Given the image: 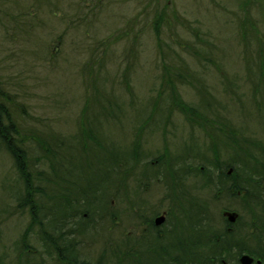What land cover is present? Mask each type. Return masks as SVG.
Segmentation results:
<instances>
[{
    "label": "rangeland",
    "instance_id": "374dc122",
    "mask_svg": "<svg viewBox=\"0 0 264 264\" xmlns=\"http://www.w3.org/2000/svg\"><path fill=\"white\" fill-rule=\"evenodd\" d=\"M100 3H106L101 11ZM161 10L168 12L170 20L174 19L170 27L173 31L161 37L165 40L162 48L154 30L156 12ZM197 27L200 31L195 34L193 29ZM163 55L171 56L172 60L164 62ZM180 57L194 68L190 73L202 75V84L205 83L210 93L224 100L222 105L216 100V108L205 110L213 122L207 127L221 135L222 127L232 126L240 136L264 144V0H0V88L10 97L14 107L9 112L17 125L34 133L35 138L31 137L22 147L31 167L45 156L52 164L51 173L47 166L39 167L44 174L50 173L49 180L53 181L50 185L35 180L36 175L29 169L30 183L35 188L32 196L36 197L38 184L43 190L46 185L51 186L47 187V193L54 199H37L60 221L74 211L67 203L69 193L77 194L80 190L84 193L82 189L89 185L93 204L101 200L102 193L106 200L119 190L118 199L113 200L116 214L109 218L101 210L100 217H105L97 220L92 213L96 225L88 229L84 221L80 234L72 237L81 243L77 251L81 258L90 259L92 264L99 256L103 264H115L117 252L127 249L133 256H139L141 262L128 256L124 264H149L148 258L162 264V258L154 256L158 247L166 245L179 254L193 253V241L197 239L202 240L204 252L211 250L209 237L200 236L199 231L195 234L183 231L181 235L177 228L175 234L158 239L153 231L142 235L147 226L139 228L145 217L154 218L156 214L177 222L174 209L168 215L167 207L174 206L165 198L168 192L165 184L148 185L143 181L146 165L159 154L168 149L169 160L179 159L180 169L183 159L203 165L216 161L215 152L226 162L232 153L235 155L223 136L217 137L219 142L214 145L201 127L190 123L180 107L169 102L170 117L165 119L159 113L165 101L159 102L158 109L154 108L161 95L164 66L182 65ZM114 86L126 109L125 115L92 120V130L98 133L99 142L86 141L85 135L79 133L88 134L90 130L81 117L82 111L89 102L93 105L97 95L106 98ZM169 88L166 87L170 91ZM178 89L185 102L199 105L200 97L191 85H179ZM131 102L134 106L129 107ZM145 113H152L154 121L151 125L144 124L141 134L146 164L137 166L126 186L127 175H118L128 170L126 164L131 159L124 162L117 174L116 168L109 165L113 164L111 158L127 160L130 156L138 134L134 125L142 120L138 115ZM60 141L65 145L61 157L47 154L46 150L53 152ZM225 168L231 171L229 166ZM152 172V169L146 172L148 178ZM20 173L14 157L0 141V264H58L52 253L44 255L48 251L45 242L40 241L43 236L40 226L26 231L32 209L17 208L27 195L26 184H29ZM232 173L233 170L229 175ZM132 176H138V181ZM102 179L111 189L98 190L99 196L93 199L96 193L93 186L97 182L100 185ZM194 179L188 178L184 184L190 186ZM196 182L199 183L198 178ZM214 190L196 193L199 201L206 203L205 206L199 202L200 211L204 207L209 210L202 217L212 228L207 233H225L228 219L225 213L234 212L240 216L236 228L243 229L246 237L256 235V227H251L252 215L243 206V194L232 199L227 189ZM172 192L181 195L178 190ZM188 216L194 219L193 215ZM196 216L195 221L202 213L196 212ZM92 219L85 220L90 223ZM172 222H166L163 231L170 229ZM133 231L139 234L137 238L129 234ZM182 236L189 240L190 250L180 249ZM31 249L38 250L40 256L29 252ZM19 254L27 255L29 260H21Z\"/></svg>",
    "mask_w": 264,
    "mask_h": 264
},
{
    "label": "trees",
    "instance_id": "16d2710c",
    "mask_svg": "<svg viewBox=\"0 0 264 264\" xmlns=\"http://www.w3.org/2000/svg\"><path fill=\"white\" fill-rule=\"evenodd\" d=\"M105 6L106 3L105 4L100 3L99 6L100 11L104 9ZM155 20L156 22L154 24V30L157 36L159 37V41H158L159 47L162 48L164 47L163 43L165 42V40H163L161 37H163V35L168 33V31H173V29H170V27L173 25L174 19L170 20L168 12L166 10H161L156 12ZM87 26L88 27L91 26L89 22L87 23ZM193 31L195 34H197V31H200V29L197 27L194 28ZM196 55L199 56L198 53H196ZM167 59L172 60L171 56L163 55L162 60L165 62L167 61ZM179 60L182 63V65L180 66H176V65H174V67H169L167 65L164 66V72L162 78L163 82L161 86L162 89H160L159 91L161 95L159 99L155 101V103L156 102L158 103L154 104V108L158 109L159 102L164 100L165 102L162 101L164 102V106L163 108L159 109L161 111L159 113H163L165 115L164 117L165 119L166 117H170L169 111H171L173 105L180 107L182 111H184L187 114L188 118L190 119V123L201 127L205 131L207 136L213 140L214 145H217V143L219 142L217 137L222 138L223 136L225 138L226 143H228V145L232 148L231 150L235 152V155H233L232 153L229 157V160L226 162L224 160H221L220 155L217 152H215V156L217 157L216 161L215 162L208 161L207 163H203V165H200V163H195V162L189 163L188 161L183 159L181 162H184V165L180 169L178 167L180 160L174 159V162L169 160L170 157H168V155L170 156V154L168 153V149H166L164 154H159L155 160L151 161L149 165H146V171L142 172V176L144 177L143 181L148 182V185L149 183L150 184L157 183L161 185L165 184V187L168 191L165 193V198L171 200L172 198L174 199V204H173L174 207L173 208L167 207V208L169 209V212H171L172 209H174L173 211L175 215L178 214V217H176L177 222L174 221V225L179 228L181 235L183 231L192 234H195L199 231L200 236L204 235L209 237L210 239H214L215 237L222 238L228 236L226 232L221 234L218 233L217 231L213 233L211 232L207 233V229H209L210 226L207 223V219H204L205 217L204 218L202 217L204 214L207 215L209 210L208 208L204 207L203 212L200 211L202 207L200 203L206 206L205 202L203 201L201 202L197 198L198 195H196V193H198V191L200 192V190L203 192L205 190H209L213 192V189L219 191H222L223 189H227L230 193L229 197L232 199L238 198L240 194H243V198H244L243 206L247 208V211L252 215L251 227L255 228L260 224L264 225V144L260 140L240 136L239 134H237L236 132L237 130L234 127L228 125L222 127L220 131L221 135H216L213 131H211V128L207 127V125L209 126L210 123H213L212 117L207 113H205V110L208 111V110H212V108H216L217 107L215 103L216 100L218 101L219 105L220 104L222 105L224 100L221 99V97L218 94H216L217 96H215V94L210 93L209 88L206 87L205 83L202 84L204 79L202 78V75L200 73L193 72L192 74L189 72V70L191 71L192 66L190 67V65L187 64V60H184L181 57L179 58ZM208 61H210V58H208ZM224 78H226V76H224ZM227 82L229 83L228 80ZM225 84L223 85V87L225 86ZM229 84L232 85L233 81L230 82ZM179 85H191V87L194 88V91L200 97V103L198 106H194L183 100L180 94V90L178 89ZM166 87H170L169 88L170 91L166 89ZM116 97H117V88L114 86L110 90L106 98L101 97V94L97 95V97L94 98L93 100V105H91L89 102V105H87L85 109L82 111L83 114L81 117L84 118V123H87L89 125L90 130L88 129L89 130L87 131L88 134L86 133V131L85 132L81 131L79 133L85 135V137L87 138L86 141L92 142L93 140L92 142L93 144H97L99 142L98 138L96 137V134L98 133L97 132L95 133L92 130L93 129L92 128L93 125L91 123L92 120H99L105 116H114V115L122 116L123 114L125 115L126 109L121 105L123 103H121L119 98ZM10 101L11 100L9 95L2 88H0V141L8 148L11 155L15 159L17 170L21 172L20 174H22L23 177L27 180V183H29L26 184L27 186L26 197L17 206L18 209L27 208V207H31L32 209L30 226L29 228L26 229L27 233L28 231H32L36 225H39L41 228L40 230L42 232L41 236L43 235L46 238L55 237L57 239L52 243V246L54 253L57 254V257L58 256L60 257L61 261L68 260V257H71L74 259L73 261L75 262V264L76 263L92 264V262L89 260H83L77 257L76 253L79 252H77L78 250L77 251L72 250L73 249L72 243H74L72 237L74 234L80 233V228L79 229L76 228L78 227V225L82 226L84 221L87 223L88 221L85 220L86 218L88 217L93 218L92 219L93 221H90V223L88 222L90 225L87 226L85 225L86 228L90 229V227L92 226L91 223H94V225H96V221L103 219L105 215L100 217L99 211L95 207L89 206L84 210L74 209V211H72L70 215L66 214L64 219L58 221L53 216L51 211L46 210L43 202H41V200L38 201L39 198L40 199L45 198L47 200L48 197L50 199L55 198V197H50V195L47 193L48 192L47 187L48 188L51 187L48 185H50V183L53 182L49 180L50 173L52 172V164L45 156V158H43L42 160L39 159L38 163L33 164V166L31 167V165L28 162V159L26 158L27 157L26 151L22 147L31 137L35 138L33 135L34 133L30 132L26 128H22L20 124L19 125L21 128L17 125L16 121L14 120V116L9 112V109L14 107L10 103ZM169 102H171L172 106L169 105ZM131 104L129 105V107L134 106V104L132 105ZM114 112H118V114ZM152 112H154V109ZM138 116H142V120L138 124L135 123L134 125V127L136 128L135 130H137L138 134L134 139L132 150H130V156L126 157L127 160H123V158L121 159L111 158L113 164L109 165L114 169L116 168L114 170V173L117 174V172L118 171L120 172L122 167H124V162L131 159L129 164H126L128 165L127 167L128 170L123 173L120 172V174L118 175V177H120L122 174H125L124 176L127 175L125 179L126 186H128L127 184L129 183L128 180L130 181V176L133 173H136L137 166H142L146 164L144 163L145 158L142 153L143 151L141 150V145H142L141 142L143 139L141 134H143L142 130L144 124L147 123V125H151L154 122L152 113L148 115H146V113L140 114ZM116 119L117 118L113 120ZM28 134H32V135H28ZM42 147L46 148L45 144H43ZM64 147L65 145L63 141H60L56 144V149L53 152H51L49 149H47L46 152L47 154L53 157H61V153L63 152ZM166 159L167 161H165ZM132 162L134 164L133 166H131ZM169 163L171 164L169 165ZM43 165L48 167L47 171L50 172L49 174H44L43 171H41L39 167ZM162 165H165V168L162 167L159 170L155 171L156 168H158V166H162ZM226 166H229V168H231L229 170H233L232 175H229L228 170L225 168ZM29 169H31V171H33L34 174L36 175L35 180L37 181L41 180L42 183L48 184V185L44 184L46 185V187H43L44 188L43 190L42 187L34 180V182L38 184L36 186L37 195L35 198L32 196L34 195L33 191H35L34 190L35 188L32 187L30 183L31 174L29 173ZM149 169H152L153 171L152 174L154 175V178L156 180L155 182H151L149 181L148 178H146L147 176L146 172ZM27 174L29 177H26ZM41 177H46L48 178V180L43 181ZM136 177L138 176H132L133 180L134 178L136 179ZM191 177L195 178L196 180L194 179L191 182L190 186L185 185L184 181ZM197 178L199 183L196 182L197 184H194V182L197 181ZM104 179L110 180V177L108 178L105 177ZM104 179H102L100 185L97 182L93 186V190H96L97 195H99L98 190H101V192H103L111 189L108 187L109 184L104 183ZM22 180L24 181V183H26L24 179ZM144 182H142L141 185H143ZM112 188H115V186H113ZM83 190H84L83 194L85 197V193L87 192V190H92V188L89 185H86ZM116 190L118 191V193H112L110 195L111 197L107 196L106 200L103 199V202L105 204L104 207L106 206L103 212L106 213V215L109 218H112L116 214L113 211L115 207L112 205V202L111 204L109 203L110 199H112V201L118 199L120 193L118 189ZM175 190L180 191L181 195L172 192ZM104 194L105 193L101 194L102 198L104 197ZM87 205H90V203ZM192 210L196 211L198 215L199 212L202 213L201 218H199L197 221H195L197 218L196 212H193ZM92 213L96 214L97 220H95L96 219L95 217L91 216ZM188 215L191 216L193 215L192 218H194L195 220L191 219ZM229 225L236 226V224L235 225L229 224ZM27 233L24 234L25 238L28 237ZM201 241L202 240L200 239L193 241L194 244L193 246H195L194 252L201 251V247H203ZM189 244H190L189 240L182 236V240L179 245L180 249L184 251L189 250ZM31 250L32 251L30 252L33 253V255L39 253L38 250H33V249ZM50 253L52 252L45 253L44 255L48 256ZM168 254L165 252L158 251L154 256L155 258L161 257L162 264H179V261L174 259L175 257L172 259L168 256ZM178 254L179 253L175 255ZM73 255H75L76 258H74ZM127 255L128 252H126L125 258H128ZM101 259H99L98 262L100 264H103V258L101 257ZM3 260L5 261L6 258L4 257ZM148 260L150 261L149 264H155L150 258H148ZM134 261L141 262V259L139 256L136 255Z\"/></svg>",
    "mask_w": 264,
    "mask_h": 264
},
{
    "label": "flooded vegetation",
    "instance_id": "af4514ba",
    "mask_svg": "<svg viewBox=\"0 0 264 264\" xmlns=\"http://www.w3.org/2000/svg\"><path fill=\"white\" fill-rule=\"evenodd\" d=\"M165 161H167V159ZM162 167L165 168V165L158 166L155 171L159 170ZM148 212H150V210H148ZM168 215L170 216V212H168ZM159 217H161V215L159 214H156L154 218L145 217L147 228L142 235L152 233L153 231V236L161 239L162 236L160 235L163 232V226L165 225L166 221L157 224V219ZM237 217L239 220V214ZM226 222V233L228 234V236L222 238L215 237L214 239L209 238L208 243L211 244V250L209 252H204L205 248L201 247V249L203 250L202 254H200V251L193 253H184L183 255H175L174 257L179 261V264H264V225L260 224L258 227H256V235L246 237L243 233V229H237L236 226L229 225L230 223H228V221ZM237 222H234L232 224L235 225L237 224ZM72 245V250L79 251L81 243L74 240V243H72ZM158 251L165 252L162 246L158 247L155 252ZM76 254L77 257L81 258L82 255H80V253ZM158 259H161V257H158ZM94 264L100 263L95 262Z\"/></svg>",
    "mask_w": 264,
    "mask_h": 264
},
{
    "label": "bare ground",
    "instance_id": "6f19581e",
    "mask_svg": "<svg viewBox=\"0 0 264 264\" xmlns=\"http://www.w3.org/2000/svg\"><path fill=\"white\" fill-rule=\"evenodd\" d=\"M149 173H151V172H149ZM146 178H148L147 176H146ZM149 181H151V182H155L156 180H155V178H154V175H150L149 176ZM134 180H137L138 181V179H135L134 178ZM133 181V180H132ZM132 184V183H131ZM133 185V184H132ZM134 186V185H133ZM83 190V189H82ZM84 191V190H83ZM92 190H87V192L85 193V197H84V194H83V192L80 190L79 191V193H77V194H71V193H69L68 194V196H67V203L72 207V208H74L75 210H84V209H86V208H88L89 206H93V207H95L98 211H101V210H105V207H104V204H102V203H104L103 202V198L101 197V200L99 201V202H94L93 204H91V198H89V196H90V192H91ZM99 195H97L96 193H95V195L93 196V199H96L97 197H98ZM170 201V203L173 205L174 204V202L171 200V199H169ZM162 202V201H161ZM167 202V201H166ZM90 203V205H87V204H89ZM112 205L114 206V201H112ZM116 211V210H115ZM117 212V211H116ZM134 212H136L135 210L134 211H132V213H134ZM129 218H131V216H128ZM161 217H163V219H164V221H166V222H172V220H171V217H165V216H162L161 215ZM163 221V222H164ZM162 223V222H161ZM173 223V222H172ZM87 224L88 225H90L88 222H87ZM92 225H94V223H91ZM39 226V225H38ZM129 226V225H128ZM128 226H127V228H128ZM143 226H146V220L144 221V222H142L141 223V225L139 226V228H141V227H143ZM81 229V226H79L78 225V227L76 228V229ZM138 227L137 228H135V229H139ZM178 227H176L175 225H174V223H173V225L171 226V228L170 229H168V230H166V231H163L162 232V234L160 235V236H162L161 237V239H165V237L167 236L168 237V235H173V234H175V233H173V231L175 230V229H177ZM128 230V229H127ZM130 230H128V232H129ZM80 234V233H79ZM130 235H132V236H134L135 238H137L138 236H139V234H135V231H133V232H130L129 233ZM44 241L45 242V245L47 246V247H45L46 249H47V251H48V253L50 252L49 250H48V248H50L51 250H52V255H54V256H56L57 257V254L56 253H54V250H53V246H52V243L54 242V241H56L57 239L55 238V237H50V238H46V237H42L41 239H40V241ZM162 246V248L164 249V251L168 254V256L170 257V258H174V256H175V254H177V252H174V251H172L168 246H163V245H161ZM22 250V249H21ZM21 250H19V252L21 253ZM30 252V251H29ZM126 252H128V255L127 256H129V257H131L133 260H134V258L136 257V256H133L132 255V251L130 250V249H127L126 250ZM126 252H117V254H116V256H115V258H114V262H115V264H124L125 263V261L127 260V258H125V255H126ZM38 254H40V253H36V255H38ZM200 254H202V253H200ZM74 256V258H76L75 257V255H73ZM19 257L22 259H25V260H28V258H27V255H25V257H22V254H19ZM101 256H99L97 259H95V261L96 262H98L99 261V258H100ZM82 259V258H81ZM175 259V258H174ZM74 259L73 258H71V257H68V260H65V261H61V259H60V257L58 256L57 257V263L58 264H60V263H62V264H75V262L73 261ZM83 260H90V259H83ZM77 264V263H76Z\"/></svg>",
    "mask_w": 264,
    "mask_h": 264
},
{
    "label": "water",
    "instance_id": "95a60500",
    "mask_svg": "<svg viewBox=\"0 0 264 264\" xmlns=\"http://www.w3.org/2000/svg\"><path fill=\"white\" fill-rule=\"evenodd\" d=\"M230 172H231V171H230ZM226 214H227L228 219H229L230 222H235L236 217H237V214H236V213H226ZM163 221H164L163 217H159V218L157 219V224H160V223L163 222Z\"/></svg>",
    "mask_w": 264,
    "mask_h": 264
}]
</instances>
